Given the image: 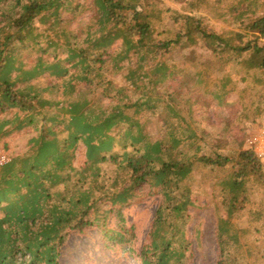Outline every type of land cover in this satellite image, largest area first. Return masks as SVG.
Returning <instances> with one entry per match:
<instances>
[{"label": "trees", "instance_id": "1", "mask_svg": "<svg viewBox=\"0 0 264 264\" xmlns=\"http://www.w3.org/2000/svg\"><path fill=\"white\" fill-rule=\"evenodd\" d=\"M173 1L183 14L158 0H0V142L6 146L7 135L34 124L36 114L43 117L42 133L29 139L27 152L0 166V264H60L67 236L91 228L111 243L126 242L123 208L146 187L161 201L135 255L138 264H187L192 254L183 235L195 165L230 164L218 179L230 215L245 202L246 185L262 179L251 146L238 149L241 143L232 140L233 152L213 144L206 153L201 143L208 133L187 119L202 74L247 65L246 73L264 78V7L239 0L230 11L235 28L222 30L199 15L209 12V0ZM167 18L170 27L159 29ZM180 49L188 53L179 55ZM26 50L40 51L27 68ZM177 54L181 60L170 66L167 59ZM44 73L56 79L33 88L29 81ZM174 79L176 87L165 90ZM104 99L113 103L107 107ZM160 104L164 132L151 140L135 115L155 114ZM78 143L85 149L80 167L74 166ZM105 163L126 176L109 178ZM216 230V264H235L223 246L236 238L230 222L219 218Z\"/></svg>", "mask_w": 264, "mask_h": 264}, {"label": "rangeland", "instance_id": "2", "mask_svg": "<svg viewBox=\"0 0 264 264\" xmlns=\"http://www.w3.org/2000/svg\"><path fill=\"white\" fill-rule=\"evenodd\" d=\"M158 1L163 9L170 7L184 13L180 4L173 0ZM209 1L211 3L209 12H207L208 9H203L199 14L204 21L222 30L234 29V25L231 24L230 11L233 6L238 5L239 0ZM257 3L261 8L264 7V0H257ZM80 17L83 21L86 18L83 15ZM171 22V18H167L165 23L158 24L159 29L164 26L170 27ZM197 51L203 53L202 55H207V51L201 48ZM39 52L34 50L23 52L26 68L32 66ZM182 52L186 53L187 50L180 49L179 55ZM178 59L177 54L167 60L170 66H174ZM202 59L205 58L202 56ZM244 66L247 68V65ZM246 68L237 70L231 68L217 73H208L206 77L202 74L201 80L194 83L191 89L193 96L191 107L194 110V116L188 118L187 121L191 128H197V132L203 129L208 133L201 143L206 153L210 154L211 150H215L213 144H219L218 151L222 153L233 152L236 146L231 143L232 140H235V143H241L237 146L238 149H246L250 146L249 134L264 130V98H262L264 78L259 76V80L255 79V75H258L255 70L248 69L250 71L246 73ZM48 76L44 73L39 81L34 79L29 82L32 83L33 88H36L52 83L56 79L52 80L53 77ZM226 77H229V81L225 82L222 88V79ZM115 78L118 83L122 82L120 74H117ZM163 85L165 90L170 91L176 87L177 82L175 79L169 80ZM158 87L161 88V86ZM45 96L53 97V94L45 93ZM103 101L107 107L113 103L107 99ZM161 109L160 104L155 109V114L148 112L146 117L135 115L137 120L143 124L144 131L149 134L151 140L157 139L164 132V125L159 117ZM126 112L131 114L132 110ZM42 118V114H36L33 117L34 124L30 123L29 127L21 131L14 130L7 135L3 140L6 146L0 142V156H5L9 161L12 156L26 153L29 139L36 136L38 138L42 133L43 128L39 124ZM180 126L185 129V124L181 123ZM50 129H53V126H45L44 133H50ZM223 139L226 141L225 145H223ZM84 150L83 144L78 143L74 166L80 167L84 163ZM259 159L262 164L263 177L253 179L246 185V200L239 204V208L234 210L232 215L228 214V205L223 200L221 186L218 184V179L224 177L231 169L230 164L224 167L195 165L193 178L189 181L193 205L187 211L186 231L183 235L184 242L189 247L187 254H192L190 260L187 259V264H216L219 249L216 225L219 218L227 219L230 222L231 233L236 235L237 242L233 237L226 243L223 242L226 248V258L234 261L235 264H264V159ZM102 169L109 178L117 174L121 178L126 176L123 169H117L112 163L103 164ZM153 191L146 187L136 195L131 204L123 208L125 225L130 228L126 235L128 237L126 242L111 243L96 228H91L86 233H72L67 236L62 247L60 264H138L135 255L146 241L155 210L161 201ZM242 197L239 199L241 200ZM107 221L108 226H112L114 219L109 216ZM226 237L224 235L223 239Z\"/></svg>", "mask_w": 264, "mask_h": 264}, {"label": "built area", "instance_id": "3", "mask_svg": "<svg viewBox=\"0 0 264 264\" xmlns=\"http://www.w3.org/2000/svg\"><path fill=\"white\" fill-rule=\"evenodd\" d=\"M248 143L253 148L256 156L264 159V130L251 132L248 137ZM7 161L5 156H0V165L5 164Z\"/></svg>", "mask_w": 264, "mask_h": 264}]
</instances>
